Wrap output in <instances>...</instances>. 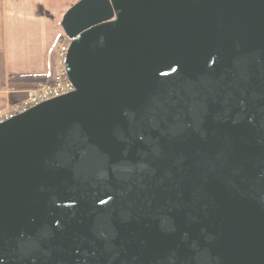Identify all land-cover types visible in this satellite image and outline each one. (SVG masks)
Listing matches in <instances>:
<instances>
[{
  "label": "water",
  "instance_id": "water-1",
  "mask_svg": "<svg viewBox=\"0 0 264 264\" xmlns=\"http://www.w3.org/2000/svg\"><path fill=\"white\" fill-rule=\"evenodd\" d=\"M60 25L74 90L0 123V264H264V0Z\"/></svg>",
  "mask_w": 264,
  "mask_h": 264
},
{
  "label": "crops",
  "instance_id": "crops-1",
  "mask_svg": "<svg viewBox=\"0 0 264 264\" xmlns=\"http://www.w3.org/2000/svg\"><path fill=\"white\" fill-rule=\"evenodd\" d=\"M0 0V108L18 104L32 81L57 72V39L64 12L76 0Z\"/></svg>",
  "mask_w": 264,
  "mask_h": 264
},
{
  "label": "built area",
  "instance_id": "built-area-1",
  "mask_svg": "<svg viewBox=\"0 0 264 264\" xmlns=\"http://www.w3.org/2000/svg\"><path fill=\"white\" fill-rule=\"evenodd\" d=\"M70 38L65 34L57 39V72L51 77H44L37 80L25 92V98L18 104L0 108V123L22 113L35 105L47 100L68 94L74 90L73 83L70 81L65 71V57L70 44Z\"/></svg>",
  "mask_w": 264,
  "mask_h": 264
},
{
  "label": "trees",
  "instance_id": "trees-1",
  "mask_svg": "<svg viewBox=\"0 0 264 264\" xmlns=\"http://www.w3.org/2000/svg\"><path fill=\"white\" fill-rule=\"evenodd\" d=\"M19 78L34 82V81H37V80H41L44 77L43 76H36V75H34V76H22V77H19Z\"/></svg>",
  "mask_w": 264,
  "mask_h": 264
},
{
  "label": "rangeland",
  "instance_id": "rangeland-1",
  "mask_svg": "<svg viewBox=\"0 0 264 264\" xmlns=\"http://www.w3.org/2000/svg\"><path fill=\"white\" fill-rule=\"evenodd\" d=\"M74 1H75V0L70 1L68 4H66V5L63 7V9L69 7V5H71V3H73ZM76 1H77V0H76ZM62 36H64V32H63V31H62ZM58 45H59V43L57 42V44H56V49H57Z\"/></svg>",
  "mask_w": 264,
  "mask_h": 264
},
{
  "label": "snow or ice",
  "instance_id": "snow-or-ice-1",
  "mask_svg": "<svg viewBox=\"0 0 264 264\" xmlns=\"http://www.w3.org/2000/svg\"><path fill=\"white\" fill-rule=\"evenodd\" d=\"M105 201H101V203H104Z\"/></svg>",
  "mask_w": 264,
  "mask_h": 264
}]
</instances>
